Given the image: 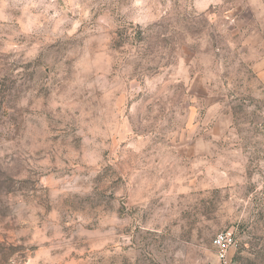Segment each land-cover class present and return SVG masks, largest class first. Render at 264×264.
<instances>
[{
	"label": "rangeland",
	"instance_id": "obj_1",
	"mask_svg": "<svg viewBox=\"0 0 264 264\" xmlns=\"http://www.w3.org/2000/svg\"><path fill=\"white\" fill-rule=\"evenodd\" d=\"M264 264V0H0V264Z\"/></svg>",
	"mask_w": 264,
	"mask_h": 264
},
{
	"label": "built area",
	"instance_id": "obj_2",
	"mask_svg": "<svg viewBox=\"0 0 264 264\" xmlns=\"http://www.w3.org/2000/svg\"><path fill=\"white\" fill-rule=\"evenodd\" d=\"M236 247L237 239L234 231L225 230L217 233L213 239L216 264H234L233 252Z\"/></svg>",
	"mask_w": 264,
	"mask_h": 264
},
{
	"label": "trees",
	"instance_id": "obj_3",
	"mask_svg": "<svg viewBox=\"0 0 264 264\" xmlns=\"http://www.w3.org/2000/svg\"><path fill=\"white\" fill-rule=\"evenodd\" d=\"M233 261H234V264H236V261L234 260V257H233Z\"/></svg>",
	"mask_w": 264,
	"mask_h": 264
}]
</instances>
